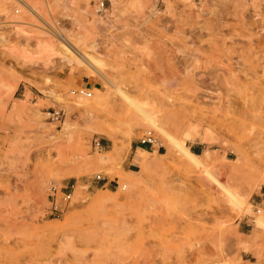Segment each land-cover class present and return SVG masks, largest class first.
Returning a JSON list of instances; mask_svg holds the SVG:
<instances>
[{"label":"rangeland","instance_id":"rangeland-1","mask_svg":"<svg viewBox=\"0 0 264 264\" xmlns=\"http://www.w3.org/2000/svg\"><path fill=\"white\" fill-rule=\"evenodd\" d=\"M119 91L148 95L170 153ZM102 97L91 119L59 100ZM261 214L264 0H0V264H264Z\"/></svg>","mask_w":264,"mask_h":264},{"label":"bare ground","instance_id":"bare-ground-1","mask_svg":"<svg viewBox=\"0 0 264 264\" xmlns=\"http://www.w3.org/2000/svg\"><path fill=\"white\" fill-rule=\"evenodd\" d=\"M67 45L69 47V53H72L76 59V63L77 65H84L83 63H80L82 61H78L77 59V51L79 49L76 48V44L75 42H73L72 39H68L67 40ZM78 45V44H77ZM75 48V50L73 49ZM81 48V47H80ZM81 52L82 55H84L82 53V50L79 51ZM88 58V57H86ZM91 59V58H90ZM90 62V61H89ZM96 63V62H95ZM92 64V63H91ZM97 67H95L94 65H91V72H92V75L94 74H98V71L96 69ZM90 69V68H89ZM94 73V74H93ZM100 73V72H99ZM106 81L107 79L105 77H103ZM108 82V81H107ZM107 84V83H106ZM192 93H195L194 91H192ZM118 95H119V98L122 102L124 103H127V104H130V105H133L135 110H136V114L135 116H137V118H139L140 120H142L145 124H147L148 126L158 130L162 136L164 137V140L166 143H168V149H167V152L170 153L171 152V149H170V146L169 144L172 143L173 141L170 140V138L167 136L166 133H164L161 128L158 127V125L156 124V121H155V118L153 116V114L150 112V109H152L151 107V104L149 102V97H147L148 95H146L144 92H138V97L136 98H130L126 92L124 91H119L118 92ZM100 97V96H99ZM198 98V97H197ZM59 100L63 103H65V107L67 108V110L71 109V108H79L80 110H84V112L87 114V116L89 117V119H91V110L97 108L98 106H101L102 105V102L104 100V98H98L96 99L94 102L95 105H88L89 102H85L84 100H82L81 98L78 99V101H73V102H64L63 99L59 98ZM105 101V100H104ZM169 101V100H168ZM106 102V101H105ZM104 102V104H105ZM172 103V102H171ZM132 106V107H133ZM65 108V109H66ZM118 112V111H117ZM128 113V112H127ZM121 121V120H120ZM123 122V121H121ZM124 123V122H123ZM191 123V122H190ZM193 123V122H192ZM65 125V124H64ZM194 125V124H193ZM191 126V124H190ZM189 126V127H190ZM66 127V126H65ZM192 127V126H191ZM193 128V127H192ZM191 128V129H192ZM195 128V127H194ZM194 130V129H193ZM101 134L103 135H107V136H111V134L108 132V131H104V130H101L100 131ZM184 134V133H183ZM171 137V136H170ZM194 137H196V133L192 130H189L187 131L184 135H183V139L184 141H187V140H192ZM173 140V139H172ZM184 141H182L181 143H179L178 141L175 140V142H178L179 144L177 143H174L176 144V148L178 149V158H179V161L180 163L184 166V167H187L189 168L190 166H194L196 168L199 169V172L202 173L204 176H205V179H208L209 182L212 181L213 183H216L214 181H216L217 179H215L212 174V172L207 168L208 167V162L211 158V155H210V152L209 151H202L201 153H194L192 152L190 149H188L185 144H184ZM175 148V149H176ZM113 156V155H112ZM107 159V158H106ZM105 158L102 157L101 158V161H104ZM139 174L143 175V170L139 172ZM200 178V177H199ZM204 179V180H205ZM128 182V181H127ZM130 183L132 184H135V182L133 181H129ZM218 183V182H217ZM215 185V184H214ZM226 189V188H225ZM223 188V190H225ZM230 191V190H228ZM227 192V191H226ZM225 192V193H226ZM228 193V192H227ZM231 193V192H230ZM228 193V195H231L233 193ZM227 195V196H228ZM226 196V197H227ZM232 196V195H231ZM232 198V197H231ZM106 199L105 197L101 196V195H96L94 197V201H102ZM230 199V198H229ZM234 198H232L233 200ZM231 200V202H233ZM229 201V200H228ZM230 202V201H229ZM101 203V202H100ZM234 203V202H233ZM233 203H230L232 205H234ZM247 212L251 211L249 208L246 209ZM255 227L262 231H264V214H261V215H258L256 218H255Z\"/></svg>","mask_w":264,"mask_h":264},{"label":"built area","instance_id":"built-area-1","mask_svg":"<svg viewBox=\"0 0 264 264\" xmlns=\"http://www.w3.org/2000/svg\"><path fill=\"white\" fill-rule=\"evenodd\" d=\"M19 1L20 0H16ZM104 2L101 1L97 7L99 10L102 9ZM15 13H18V10H14ZM73 95L81 96L86 99L91 97V92L87 88H82L78 91H73ZM58 114V113H56ZM57 118V117H56ZM139 143L142 146H153L156 143V140L153 138L150 132H147L139 139ZM103 178L100 175L96 176V181H101ZM73 186H70L72 188ZM72 192L66 187H57V185L50 184L48 188L47 201L49 203V208L51 213L59 215L64 210V205L70 201Z\"/></svg>","mask_w":264,"mask_h":264},{"label":"crops","instance_id":"crops-1","mask_svg":"<svg viewBox=\"0 0 264 264\" xmlns=\"http://www.w3.org/2000/svg\"><path fill=\"white\" fill-rule=\"evenodd\" d=\"M145 150V148H136L131 152L130 154V159H129V164H135L134 162L137 161L138 157H140V154L142 153V151ZM146 151V150H145Z\"/></svg>","mask_w":264,"mask_h":264},{"label":"trees","instance_id":"trees-1","mask_svg":"<svg viewBox=\"0 0 264 264\" xmlns=\"http://www.w3.org/2000/svg\"><path fill=\"white\" fill-rule=\"evenodd\" d=\"M192 152H194V153L198 154V152H196V151H194V150H192Z\"/></svg>","mask_w":264,"mask_h":264}]
</instances>
